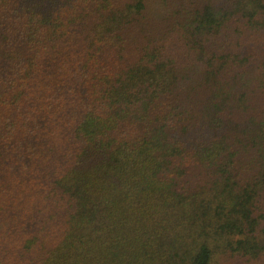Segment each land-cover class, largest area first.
Instances as JSON below:
<instances>
[{
    "label": "trees",
    "instance_id": "1",
    "mask_svg": "<svg viewBox=\"0 0 264 264\" xmlns=\"http://www.w3.org/2000/svg\"><path fill=\"white\" fill-rule=\"evenodd\" d=\"M0 264H264V0H0Z\"/></svg>",
    "mask_w": 264,
    "mask_h": 264
}]
</instances>
